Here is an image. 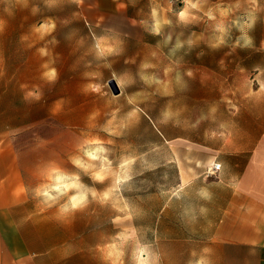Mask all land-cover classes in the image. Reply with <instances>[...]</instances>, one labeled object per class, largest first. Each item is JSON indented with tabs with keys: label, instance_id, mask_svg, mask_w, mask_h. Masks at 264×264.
Listing matches in <instances>:
<instances>
[{
	"label": "rangeland",
	"instance_id": "rangeland-1",
	"mask_svg": "<svg viewBox=\"0 0 264 264\" xmlns=\"http://www.w3.org/2000/svg\"><path fill=\"white\" fill-rule=\"evenodd\" d=\"M262 47L264 0H0V131L49 182L34 247L103 264L184 249L160 242L198 219L179 172L261 102Z\"/></svg>",
	"mask_w": 264,
	"mask_h": 264
},
{
	"label": "crops",
	"instance_id": "crops-1",
	"mask_svg": "<svg viewBox=\"0 0 264 264\" xmlns=\"http://www.w3.org/2000/svg\"><path fill=\"white\" fill-rule=\"evenodd\" d=\"M260 89L264 91V83ZM241 109L245 116L238 130L215 139V144H193L190 180L185 183L184 172H179L177 191L191 185L198 219L191 232H180L176 222L175 232L161 234V243L184 249L160 250L158 264H197L201 259L206 264H264V97L258 105ZM46 164L55 167L54 161ZM213 164H219V170L213 171ZM34 165L25 160L17 137L1 130L0 264H103L98 256L102 252L38 250L31 243L25 223L48 182L40 176L42 168ZM181 195H176L177 203ZM165 208L167 204L161 218Z\"/></svg>",
	"mask_w": 264,
	"mask_h": 264
},
{
	"label": "built area",
	"instance_id": "built-area-1",
	"mask_svg": "<svg viewBox=\"0 0 264 264\" xmlns=\"http://www.w3.org/2000/svg\"><path fill=\"white\" fill-rule=\"evenodd\" d=\"M219 168H220L219 164H213V166H212L213 171H217V170H219Z\"/></svg>",
	"mask_w": 264,
	"mask_h": 264
},
{
	"label": "clouds",
	"instance_id": "clouds-1",
	"mask_svg": "<svg viewBox=\"0 0 264 264\" xmlns=\"http://www.w3.org/2000/svg\"><path fill=\"white\" fill-rule=\"evenodd\" d=\"M197 264H206V262L203 259H201V260L197 261Z\"/></svg>",
	"mask_w": 264,
	"mask_h": 264
},
{
	"label": "snow or ice",
	"instance_id": "snow-or-ice-1",
	"mask_svg": "<svg viewBox=\"0 0 264 264\" xmlns=\"http://www.w3.org/2000/svg\"><path fill=\"white\" fill-rule=\"evenodd\" d=\"M181 15H183V14H181ZM75 206H76V205L74 204L73 207H75Z\"/></svg>",
	"mask_w": 264,
	"mask_h": 264
}]
</instances>
